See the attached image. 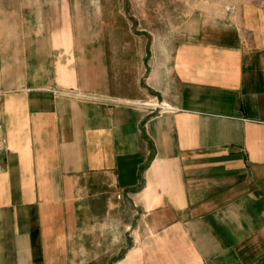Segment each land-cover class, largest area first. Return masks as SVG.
Here are the masks:
<instances>
[{"label":"crops","instance_id":"obj_1","mask_svg":"<svg viewBox=\"0 0 264 264\" xmlns=\"http://www.w3.org/2000/svg\"><path fill=\"white\" fill-rule=\"evenodd\" d=\"M105 1L0 0V264H264V0Z\"/></svg>","mask_w":264,"mask_h":264},{"label":"rangeland","instance_id":"obj_2","mask_svg":"<svg viewBox=\"0 0 264 264\" xmlns=\"http://www.w3.org/2000/svg\"><path fill=\"white\" fill-rule=\"evenodd\" d=\"M206 0H106L114 17L123 16L125 23L151 31H172Z\"/></svg>","mask_w":264,"mask_h":264},{"label":"built area","instance_id":"obj_3","mask_svg":"<svg viewBox=\"0 0 264 264\" xmlns=\"http://www.w3.org/2000/svg\"><path fill=\"white\" fill-rule=\"evenodd\" d=\"M160 110H163L160 108ZM7 149V139L2 133V130L0 128V153L4 152ZM121 198V196H119Z\"/></svg>","mask_w":264,"mask_h":264}]
</instances>
